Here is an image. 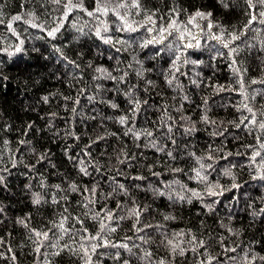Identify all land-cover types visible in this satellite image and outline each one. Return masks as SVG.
<instances>
[{"label":"trees","instance_id":"1","mask_svg":"<svg viewBox=\"0 0 264 264\" xmlns=\"http://www.w3.org/2000/svg\"><path fill=\"white\" fill-rule=\"evenodd\" d=\"M131 2L125 23L88 15L96 0L66 18L53 0H0V264H84L81 245L101 241L82 237L105 211L115 231L89 250L92 264H264V24L248 26L257 0ZM197 10L212 16L189 24ZM173 19L183 40L160 31ZM244 104L257 125L241 123Z\"/></svg>","mask_w":264,"mask_h":264},{"label":"snow or ice","instance_id":"2","mask_svg":"<svg viewBox=\"0 0 264 264\" xmlns=\"http://www.w3.org/2000/svg\"><path fill=\"white\" fill-rule=\"evenodd\" d=\"M220 2L224 3V0H220ZM53 3L61 4L63 6V8L65 10L64 11V17L65 18L74 9L87 11V9H84V7H83V0H76L75 3H73V0H53ZM247 3L249 5L250 9H254L256 7V5L253 4V0H247ZM257 4L260 6L261 10L258 11V12H254V13L250 14V18H249V21H248V26H250L254 22H258L260 24H264V0H257ZM128 7H129L128 0H96L95 9L93 11H88L87 14L90 15V16H93L96 13H100L102 15H107L108 12L111 11L112 14L114 16H116L120 21H124L126 23L124 16L120 15L119 9L128 8ZM131 7H134V8L139 10L140 9L139 0H132ZM225 7H227L226 3H225ZM173 11H175V10H173ZM211 16H212L211 12L204 13V12H202L200 10H197L193 15H191L189 17L188 23L189 24L194 23L197 18H199L200 20L209 19ZM21 19H22V17L20 15L12 17V20H14V21H20ZM146 19H147L148 22L154 23V21H152V17L151 16H148ZM24 22L25 23H30V21H27V20H25ZM0 23H3V21L0 20ZM31 26L32 27H37L38 25L31 24ZM195 26L196 27H200L199 24H196ZM7 27L9 29H12V24L9 23L7 25ZM207 27L209 29L213 27L211 21L208 23ZM127 28L129 30H135V29H132L131 25H127ZM168 29H174L176 32H180L179 27H177V22L174 19L170 20L167 28H162V29H160V31L161 32H168V35H172V32L168 31ZM148 30H151V29H148ZM13 31H14V29H13ZM57 31H59V28H56V29H53V30L49 31L48 35L50 37L54 38ZM105 31H107V28H105ZM96 35L98 37L101 35L99 30L96 31ZM183 38H184V33L180 32L179 39L183 40ZM193 38L195 39V37H193ZM214 38L217 39L218 41H220L223 44V47H225V48L229 47V44L225 43L223 41L222 37L216 36ZM233 39H236V37H233ZM153 42H154V40H149L148 41V43H153ZM105 43H112V41H111V39H108V40H105ZM198 46H199L198 44L193 45L191 43L186 45V47H188V48H193V47H198ZM20 50L21 49L19 47L16 48L17 52H19ZM57 51H58V49H57ZM177 59H178V57H177ZM193 63H195V62H193ZM96 71L97 72H101L102 74H106L109 78H111L113 80L116 79V77H112L110 73H107L106 69L97 68ZM177 71H178V69H177ZM139 74L140 73H137V75H139ZM121 79H122V77H121ZM257 82L258 81H255V80L252 81V83H257ZM259 82L260 83H264V81H259ZM148 83H151V81H149ZM168 83L171 84L172 81H168ZM241 89L243 90V84L242 83H241ZM43 99L45 101H47L48 97H44ZM185 99H187V98L185 97ZM112 107L115 108V107H117V105L112 104ZM138 107H139V103L135 102V108H133V114H135V110ZM243 107L247 110V112L251 113V117H248V116L243 117L241 123H243L244 120H248L250 124L257 125L256 114L253 112L252 108L248 107L247 104H244ZM73 111H75V109H73ZM262 115H264V113H262ZM181 119H185V117H181ZM203 119L205 121H207L208 117L204 116ZM120 123L121 124L125 123V118L124 117L120 118ZM29 127H31V125H29ZM258 127L260 129H264V120H261L259 122ZM129 131H131V129H129ZM187 131L188 132L194 131V128L189 127L187 129ZM147 135H151V133H147ZM257 140L259 141L260 138L257 137ZM21 143H24V142L21 141ZM259 146H260V148H264V142L260 143ZM169 155H171V153H169ZM260 155H261V153L259 151H256L254 153L253 159H255L256 156H260ZM41 159H44V157L42 156ZM69 159H72V157H69ZM209 159H211V157H209ZM81 163H82V161H81ZM209 167H211V165H209ZM81 171L84 172L87 175V172H86L85 169L81 168ZM197 176H199V172H197ZM3 179L4 178L2 176H0V183H3ZM261 179H264V177H261ZM119 187L122 188L123 185H120ZM73 189L75 190V186H73ZM87 191H88V189L86 188L85 192H87ZM92 192L94 193L95 189H92ZM160 194L163 195L162 192ZM193 194L195 195V193H193ZM33 202L36 203V204H39L41 202L39 194H35V198H34ZM89 202H94V201L90 200ZM85 206H87V205H85ZM0 211H2V209H0ZM113 215L114 214L111 211H105L104 215H103V219H101L100 223H99V231L95 235H90L89 234V235H86V236L82 237V239H86L88 241H101V243H99V244L91 243L90 244V249L89 248H85L83 245H81V247L79 249V252L82 253L81 258L84 259V264H92V258L89 255V250H91V252L94 254L96 252L97 248H99V247H108L110 245V241L106 238V236H102V234L105 233L106 229H107L108 232L115 231L114 227H110L109 224L105 223V221L111 222L113 220ZM129 215L137 217V222H139L138 218H139V215H140V211H139L138 208L131 209L130 212H129ZM97 216H99V213L97 214ZM123 218H124L123 216L116 217L117 220L123 219ZM21 223H23V221H21ZM57 227H59L62 232H66L67 231L63 227V222H61ZM141 230H143V229H141ZM84 231L87 232V229H85ZM35 236L38 237V238L43 237V239L46 240V239H48V232H43V233L36 232ZM194 239H195V237H193V240ZM169 243H171V242H169ZM202 244H203V242L201 241V245ZM111 246L112 247H124V248L128 247L126 244H123V245L111 244ZM65 247H67V245ZM39 250H40L39 247H37L36 251L39 252ZM232 251H234V249H232ZM55 254L59 255L58 252L55 253ZM74 254H76V253L74 252ZM181 254H183V249H181ZM261 259H264V257H261Z\"/></svg>","mask_w":264,"mask_h":264}]
</instances>
